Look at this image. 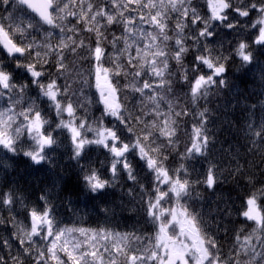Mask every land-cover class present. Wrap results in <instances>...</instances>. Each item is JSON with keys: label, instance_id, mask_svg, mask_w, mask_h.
Returning a JSON list of instances; mask_svg holds the SVG:
<instances>
[{"label": "snow or ice", "instance_id": "snow-or-ice-1", "mask_svg": "<svg viewBox=\"0 0 264 264\" xmlns=\"http://www.w3.org/2000/svg\"><path fill=\"white\" fill-rule=\"evenodd\" d=\"M203 7L202 15L195 0H0V149L52 165L66 142L87 199L107 205L100 207L106 216L142 214L152 230L60 227L47 193L41 208L29 207L5 176L0 209L8 216L0 224L7 219L16 231L0 237L8 250L0 264H264V181L255 173L246 176L252 190L237 209L254 226L236 229L226 251L213 235L221 225L194 208L197 186L214 190L225 171L243 170L208 160L215 137L207 104L228 87L233 58L239 70L259 64L264 84V61L254 52L264 51V0H204ZM223 32L234 40H221ZM174 78L188 89L176 100L169 99ZM92 89L99 115L89 111ZM256 108L247 106L246 150L264 158ZM92 151L103 158L93 161ZM201 160L208 164L197 173ZM68 179L61 176V188ZM17 205L30 225L19 227ZM219 211L232 215L227 202Z\"/></svg>", "mask_w": 264, "mask_h": 264}, {"label": "trees", "instance_id": "trees-1", "mask_svg": "<svg viewBox=\"0 0 264 264\" xmlns=\"http://www.w3.org/2000/svg\"><path fill=\"white\" fill-rule=\"evenodd\" d=\"M195 3L199 6L201 14H205L204 0H195ZM256 18V14L251 17L252 20ZM69 20H72V18L69 17ZM245 23H247V20H245ZM45 29H47V26H45ZM116 34L120 35V32L117 31ZM169 34L171 35L172 33ZM37 38L39 39V37ZM109 38L111 37L109 36ZM220 38L223 41L234 40L233 35L228 32L221 33ZM169 43L171 47L172 44L171 42ZM224 47L227 49L229 45L225 43ZM254 52L259 56L260 60L264 61V51L257 47ZM227 54V51H225V55ZM190 59V56L185 59V64L189 67ZM169 63L170 67L174 65L173 61ZM87 67L88 65L85 63L84 68ZM239 69V60L233 58V62L230 63L229 71L225 77L228 81V87L219 90L218 95L210 97L207 104V107L213 113L209 118V135L210 137H215L214 142L209 146L208 160L216 163L221 170L234 168L237 163L243 166V170L239 176L234 175L230 171H225L222 177L223 182L219 183L214 190L197 186L196 191L201 194L202 198L198 197L194 202L195 210L202 212L205 219L213 223L218 222L221 225L220 230L213 232V235L223 245L225 251L234 242L236 229L244 227L250 230L254 226L251 222L243 223L237 214V209L242 204V198L252 190L246 183V176L255 173L257 181H264V175H261L264 172V163H262L264 158L257 153L250 154L246 150L250 146L246 136L247 106L256 104L257 121L264 118V109L260 106L261 102L264 101V84L258 79L260 65L257 64L251 71ZM145 78L148 79V77ZM173 84L175 95L169 96V99L176 100L188 89L176 84L175 78ZM86 94L93 101L89 109L90 113L99 115L96 111L99 105L95 103V90H86ZM129 99L133 100V97L130 96ZM138 100L139 95L137 94L133 102H138ZM186 101L187 97H184L180 102L183 104ZM203 106L202 104L201 107ZM186 141L187 136H181V151ZM70 155V150L66 147L65 142V146H62L53 154L52 165L48 163L36 165L23 155L13 156V154L7 153L6 150L0 149V181H3L6 176L9 184L19 190V193L24 197L25 204L29 207L41 208L43 205L38 198L47 193L49 201L55 204V212L60 227H83L88 229L107 227L120 232L152 231L151 228L144 224L142 214L121 213L117 210L115 217L106 216L100 211V207H106L107 205L99 202V207H97L98 202L88 200L81 191L82 186L74 179L76 164L70 159ZM89 156L93 161L103 158L99 151L89 152ZM208 160H201L195 164L197 173H201L206 169ZM84 162L81 161V163ZM4 165L8 167L5 169ZM138 172L140 177L144 176V173L140 172L139 169ZM62 175L69 179L61 188ZM142 182L146 183L143 180ZM260 186L261 184L257 183L256 187ZM225 202L232 208L231 217H226L219 211L224 207ZM13 215L16 221L19 222V227L30 225L27 213L19 205L16 206V211H14ZM0 216L6 218L8 216L7 211L0 209ZM224 229L228 230L227 234H225ZM14 231L16 229L13 227L12 222L7 219H5L3 224H0V237L11 239ZM137 234H141V232L137 231ZM12 243L15 251L16 242L12 241ZM41 246L43 245L41 244ZM7 251L0 245V255H4Z\"/></svg>", "mask_w": 264, "mask_h": 264}]
</instances>
